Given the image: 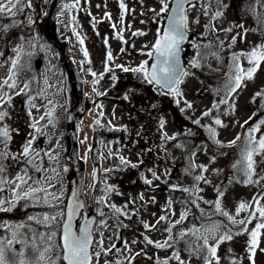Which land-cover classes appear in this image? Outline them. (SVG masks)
<instances>
[{"label":"rangeland","instance_id":"374dc122","mask_svg":"<svg viewBox=\"0 0 264 264\" xmlns=\"http://www.w3.org/2000/svg\"><path fill=\"white\" fill-rule=\"evenodd\" d=\"M30 3L31 7L15 15L0 14V95L6 93L0 111L8 113L0 128L7 127L11 137L0 138V150L7 153L0 158V200L8 209L0 211V239H11L15 231L20 241L6 252L7 259L18 264L19 252L33 259V245L39 246L34 237L53 230L37 221L59 210L65 212L75 172L66 157L72 155L76 141L88 207L95 166H100V182L89 209L98 221L106 220L107 227L96 224L95 240L101 239L103 231L104 247L115 245L97 264H179L174 253L185 264H205L207 250L191 249L202 245L198 237L209 235L206 230L216 225L220 226L217 237L232 233V239L218 247L219 264H264V228L257 236L255 256L249 258L250 234L264 222L255 211L264 206V153L254 155L253 183L247 182L242 164L233 167L241 161L252 128L259 124L253 135L257 140L264 137V124H260L264 120V62L235 92L225 87L234 74L233 55L264 45V2L199 0L188 7L190 39L183 58L189 75L180 85V96L148 83L141 73L123 71V67L137 68L145 61L149 66L152 61L147 53L167 16L157 15L160 0H79L71 9L64 5L76 0ZM217 11L221 15L213 19ZM13 60H18L14 72ZM193 61L199 66L193 67ZM238 63L244 69L251 67L243 55ZM10 75L14 88L3 85ZM9 96L10 102H5ZM72 108L75 136L67 126ZM216 119L221 125L214 123ZM33 136L32 147L40 155L25 158L23 146ZM201 175L204 180L197 181ZM17 176H24L27 183L17 188ZM107 187L113 191L106 192ZM29 188L47 191L26 197ZM217 201L221 212L216 211ZM242 202L252 207L237 214ZM110 205L125 214L115 213ZM222 212L235 221L247 220L253 212L255 217L246 224L233 223ZM182 213L185 219L177 223ZM161 216L165 220L160 221ZM62 222L57 217L55 225ZM21 224L25 227H15ZM193 229L199 232L194 234ZM181 233L186 235L181 238ZM145 237L154 243L148 244ZM165 241L170 246L155 247V242ZM209 244L215 241L209 238ZM60 252L57 247L52 254Z\"/></svg>","mask_w":264,"mask_h":264},{"label":"snow or ice","instance_id":"6c2138e0","mask_svg":"<svg viewBox=\"0 0 264 264\" xmlns=\"http://www.w3.org/2000/svg\"><path fill=\"white\" fill-rule=\"evenodd\" d=\"M192 0H174V7H169V0H160L161 8L160 13L157 15H161L164 13H168L165 17L167 24L166 27L162 31H158L157 39L155 44L152 46V50L147 53V55L152 58L154 57L155 63L151 65L149 68L147 61L141 63L137 68L129 69L127 67H123V71L128 72L132 71L135 73H141L143 78L150 84L157 85L162 90H167L168 93H172L176 96H180L182 93L180 92L179 85L183 83L184 77L189 75V72L186 71L184 68L181 67L180 64V51H181V44L187 38L188 28H189V18L187 12L185 10V4H191ZM264 2V0H262ZM79 3V0H76L75 4H66L64 8L71 9ZM31 7L30 0H0V14L6 15H15L17 12L23 11L24 7ZM120 7L124 9V4L121 3ZM155 11V10H153ZM221 13L217 11L213 19L219 17ZM110 18V17H109ZM123 19V16L121 17ZM198 23V20L195 21ZM115 28V25H113ZM242 27V25L240 26ZM75 31V30H73ZM230 31V29H228ZM139 35H143V33H138ZM78 35V34H77ZM122 39V37H121ZM83 39H80V43L83 44ZM107 42V41H105ZM233 43H235V37L233 38ZM207 47V46H206ZM85 57H87L88 53L84 51ZM241 55H243L247 60L251 67L244 69L242 68L238 61L240 60ZM107 59L109 61L112 60V54L109 52L107 54ZM233 62L235 63L234 74L229 76L228 82L226 83L225 87L227 88L229 93L235 92L238 88L241 87L242 81L246 79H252L253 74L258 70L260 63L264 62V45L256 46L248 53L242 54H234L232 57ZM18 60L12 61V70L14 72ZM198 63L193 61V67H198ZM106 71L107 69L106 66ZM95 77L97 74L92 73ZM115 79V77H113ZM11 81V83L9 82ZM3 85H6L8 88L16 87L15 80L13 75H10L7 79L3 81ZM25 88L28 87V84L24 85ZM19 94V93H17ZM6 93L4 95H0V101H4ZM259 95V94H258ZM11 97H8V100L5 102H10ZM191 107V105H188ZM2 107V105H0ZM33 107H35L33 105ZM215 107V105H214ZM209 113H205L208 115ZM8 115L5 111H0V122L4 121L6 116ZM31 115V113H29ZM52 112L48 113V116L51 117ZM40 119H44V117H40ZM49 123H51V119H49ZM99 123V121H97ZM199 123V121H197ZM215 124L221 125V121L216 119L214 121ZM260 124H264V120L260 121ZM36 128L35 124L33 125ZM161 127H163V121H161ZM260 125H256L252 128L248 134V142L245 146L244 152L241 156V161H238L237 164L233 165V167H237L238 165L242 164V171L244 175L247 177L248 183H253L252 177L255 174V165L256 161L254 160V155H260L264 153V137H261L259 140L255 138L253 133L259 130ZM37 132H40L41 129L36 128ZM211 131V129H210ZM0 138H3L5 141L9 140L11 137L9 136V130L7 127L0 128ZM240 137H237L239 140ZM35 140V136L32 139L28 140L26 144L23 146L22 155L25 158L32 157V156H39L40 152L32 147L33 141ZM232 144L235 141L231 142ZM6 146V145H5ZM46 155H51L50 153H45ZM7 153L0 150V158L6 156ZM122 163H128L125 161L123 157H120ZM31 163L29 159L27 161ZM37 170L40 171V166L37 164ZM202 170L206 171V169ZM3 171V168L0 167V172ZM67 171V169H65ZM155 175V173H153ZM158 179V177H157ZM197 181L204 180V177L197 176L195 178ZM264 179V177H261ZM16 180L20 183L16 184V187L19 188L21 184H26L27 179L24 176H17ZM146 183H151V181L146 180ZM206 182V181H205ZM39 183V181H37ZM44 191L46 192L47 189L44 188H29L28 192L25 193V196H32L36 192ZM106 192H111L113 189L111 187H107L105 189ZM184 191H189V189H184ZM49 196H52L53 199H59V197L55 196L52 193H48ZM222 195V193H221ZM141 199L143 197L141 196ZM45 202H47V198H45ZM5 201L0 200V211L8 210L4 209L2 205ZM100 203V201H98ZM195 203V201H193ZM259 201H257V204ZM84 207L82 201L78 198V193H74V202L68 206L67 212L65 213L63 210H59L56 213L52 214L51 216L45 215L43 216L42 221H37V223H43L46 227L53 228L52 231L47 233L46 235L38 234L34 237V240H39V246L33 245L34 247V258L33 259H26L24 252H19L18 255L21 257L18 264H58V261H63V264H97L99 257L103 254L105 256L115 247V245H111L108 248L104 247V240H103V231L100 232L101 239L94 240V228L93 225L97 224L100 228L107 227L106 220L94 221L92 219L85 218L83 225L80 226L78 229L74 228L73 221L79 210ZM110 207L114 210L115 213L120 215H124L125 213L116 205H110ZM252 207V205H248L244 202L240 203L239 207L237 208V214H239L242 210H246L247 208ZM215 208L217 212H221V206L219 201L215 203ZM256 212L259 213L260 218H264V206H259L255 209ZM223 215L227 216L228 219L233 223H240L246 224L250 222L251 218L255 217V213H249V218L247 220H240L235 221L232 216H229L227 212H222ZM100 216H104L103 212L99 213ZM57 217L63 219V223L61 225H55ZM31 220L32 218L29 217ZM185 219V214H181L180 220L177 223H180ZM160 221L165 220L164 216L159 218ZM159 222V221H158ZM17 228L25 227V225H16ZM144 227L147 229L149 228L148 224H144ZM220 226L216 225L214 228L207 229L206 231L209 233L207 236L198 237V239L203 240L202 245H198L195 249H191V251H195L199 253L201 250H207V257H205V264H219V258L217 256V251L219 245L225 240L232 239L231 230L227 234L221 235L217 237L215 232L218 230ZM59 229V243L56 242V237L58 232L56 229ZM264 228V222L258 223L256 225V229L251 232V240L249 241V252H250V259L255 256V249L258 246L257 236L260 232V229ZM167 231L171 232V229H167ZM194 234L199 232V229L192 230ZM186 235V233H181V238ZM18 233L13 231L11 239H0V264H13L12 261H9L6 256L7 251H11L12 247L15 243L20 242L17 240ZM209 238L215 241V244H209ZM148 244H153L154 242L150 239L145 237ZM165 246H170L168 241H165L164 244L159 242H155V247L161 248ZM59 248L61 252L59 254L53 255V249ZM99 248V251H96V248ZM138 255V254H137ZM174 258L179 261V264H185L183 260L180 259L178 253H174ZM107 264V262H106ZM163 264H167V261H164ZM254 264V261H253Z\"/></svg>","mask_w":264,"mask_h":264},{"label":"water","instance_id":"95a60500","mask_svg":"<svg viewBox=\"0 0 264 264\" xmlns=\"http://www.w3.org/2000/svg\"><path fill=\"white\" fill-rule=\"evenodd\" d=\"M196 1H198V0H192L191 4L196 2ZM47 2H48V0H44L45 4H47ZM37 4H39V0H37ZM188 5H190V4L186 3L185 6H184L186 12H187ZM171 7H174V0H171L170 8ZM167 15H168V13H167ZM39 21H41L40 18H39ZM166 24H167V21L165 19L163 29L166 27ZM189 38H190V32L188 30L187 38L185 39V41L180 46L181 51H180V55H179L181 67L184 68L185 70H186V67H185L184 58H183V56H184L183 48L187 44ZM61 46H62V48H64L65 44L62 43ZM153 63H155L154 57H152V61L149 64V68L151 67V65ZM65 64H66L67 67H69V65L67 63H65ZM180 85H179V88H180ZM81 90H82V85H79V91H81ZM163 91L167 92L166 89L163 90ZM73 119H74V108H72L69 111V115L67 117V126H68L69 132L72 131V121H73ZM72 133L75 136V133L74 132H72ZM95 144L96 143H94V145ZM67 159H68V161H71L73 163L74 168H75V173L71 175L70 191H69V194H68V197H67V201H66L65 213L67 212L68 206L71 205L74 202V193H78L79 200L82 201L83 204H84V207L79 210V213L77 214V216L75 217V219L73 221L74 228L78 229L80 226L83 225V222H84L85 218L92 219L94 221H98V216H97V214L95 212H93V211L90 212L88 210V205H87L86 198L82 194L83 185H84V179H85V170H84V168H81L80 164H79V160H78V145H77L76 141H75V145H74V148H73V151H72V156L68 155ZM99 182H100V167L98 165H96L95 166V170H94V174H93V183H92L91 190H90V208L93 207L91 201H92V198L94 196L96 187H97ZM95 225L96 224L93 225V228H95ZM94 240H95V234H94Z\"/></svg>","mask_w":264,"mask_h":264},{"label":"flooded vegetation","instance_id":"af4514ba","mask_svg":"<svg viewBox=\"0 0 264 264\" xmlns=\"http://www.w3.org/2000/svg\"><path fill=\"white\" fill-rule=\"evenodd\" d=\"M37 6H39V4H36ZM74 127H75V125L73 124V129H74ZM73 129H72V131H73Z\"/></svg>","mask_w":264,"mask_h":264}]
</instances>
